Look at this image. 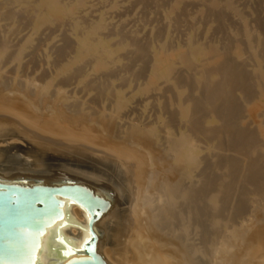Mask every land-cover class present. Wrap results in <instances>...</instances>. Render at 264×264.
<instances>
[{"label":"bare ground","instance_id":"bare-ground-1","mask_svg":"<svg viewBox=\"0 0 264 264\" xmlns=\"http://www.w3.org/2000/svg\"><path fill=\"white\" fill-rule=\"evenodd\" d=\"M0 4L6 33L28 29L14 43L0 31V181L78 182L111 199L98 221L109 264H264V0ZM56 33L43 79L6 82L4 60L18 67ZM72 81L101 105L70 100ZM61 210L39 264L83 255L59 256L54 233L81 247L89 215Z\"/></svg>","mask_w":264,"mask_h":264},{"label":"water","instance_id":"water-1","mask_svg":"<svg viewBox=\"0 0 264 264\" xmlns=\"http://www.w3.org/2000/svg\"><path fill=\"white\" fill-rule=\"evenodd\" d=\"M62 199L73 202L89 215L88 232L81 247L66 244L58 255L70 258L64 264H109L100 256L98 221L110 212L112 200L78 182L20 184L0 181V264H39L40 235L62 215ZM87 242V243H86Z\"/></svg>","mask_w":264,"mask_h":264},{"label":"rangeland","instance_id":"rangeland-1","mask_svg":"<svg viewBox=\"0 0 264 264\" xmlns=\"http://www.w3.org/2000/svg\"><path fill=\"white\" fill-rule=\"evenodd\" d=\"M239 1L241 3H250L251 0H239ZM2 6L3 5L0 4V7H2ZM9 7L10 8H13L12 5H9ZM8 23H9L8 20H5V22L3 20H0V31H1V35H3V36L6 35L7 38L12 43L16 42L18 38H21L22 36H24L28 32V29L26 28V30H25V27H23V28L20 29V32L22 31L20 34L6 33V30H5L6 28L5 27H8ZM11 36H12V38H11ZM37 38L40 39V42H42V45H40L41 43H38L39 40H37V44L40 45V47L37 46L38 48L36 47L35 50H34L37 53L31 54V56L28 55L29 57L26 56V58L24 57L23 60H22V64H20L18 67L11 60H10V63L8 62L9 61L8 59H6L7 62H5V60H4V63H7V64L2 63L3 65H1V67H2V71H3L2 72V75H4L3 76L4 78H6L5 79L6 82L8 81V83H10L11 81H15V82L17 81L18 83H20V81H21V84H25L24 81L26 83L27 82L29 83L30 80L39 82V80L43 79V76L42 75L43 74L45 75L44 72L45 71L46 72H49V70H51L50 68H52V64H50V63H51L52 59H50V61L48 59L49 58H52V51H51L52 49H51V45H49V44H53V43L56 42V40L58 39L57 33L55 34L54 37H52V39L47 38L46 36L43 37V34H40L39 36H37ZM46 47H48V50H47ZM48 52H49L50 55H48V56L45 55V54H48ZM34 54H36V55H34ZM27 57H28V59H27ZM34 58L36 59V63H35V59ZM33 61H34L35 64L33 63ZM46 61H48V62H46ZM24 62H26L27 64L24 63ZM45 62H46V64H45ZM47 63L50 65V67H49V65ZM11 66H12V68H11ZM40 72H42V74ZM27 73H28V75H27ZM72 82H69V84H68L69 86H67V84H65L64 85L65 88L63 87L66 91L72 93V94L70 93V96H71V99L70 100L73 101V99H74L75 101H79V105L82 108L85 105V107L83 109L86 110V111L95 110V109L98 108L99 105H101L100 103L97 104V103L90 102L91 94L88 91H86V90H84L86 92H84L83 90H82L83 92H80L81 91V88H80V91H77V93H76V91L73 92L75 89H78L79 90V88H78V86H76L77 85V84H75L76 82H74V81H72ZM71 88H74V89L72 90ZM69 89H70V91H69ZM80 94H82V95H80ZM87 97H88V99H86ZM81 103L83 104V106L81 105ZM7 133H8V131H7ZM1 141H3V140H1ZM6 141H9V140L6 139ZM60 158L61 157H59V159H57L56 161H53L52 160V157H50L48 159L46 158L45 160L49 163V164H47L48 167L52 168V166H54V167L56 166L60 171H67V172L69 171V172H71L72 170H77V169H84L85 170L86 169V171L89 172L90 170H92L91 168H88V167H85L84 168L82 165H80L77 162L74 164L73 163L74 162L73 160H67V159H62V158L60 159ZM52 161H53L54 164H52ZM60 167H62V168H60ZM67 167H68V169H67ZM67 179H70L71 181H73L74 178L72 176H67Z\"/></svg>","mask_w":264,"mask_h":264},{"label":"snow or ice","instance_id":"snow-or-ice-1","mask_svg":"<svg viewBox=\"0 0 264 264\" xmlns=\"http://www.w3.org/2000/svg\"><path fill=\"white\" fill-rule=\"evenodd\" d=\"M87 243V242H86Z\"/></svg>","mask_w":264,"mask_h":264}]
</instances>
